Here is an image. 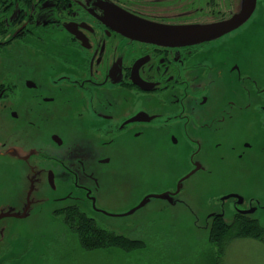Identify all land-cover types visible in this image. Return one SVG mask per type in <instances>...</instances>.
Masks as SVG:
<instances>
[{
    "label": "flooded vegetation",
    "instance_id": "1",
    "mask_svg": "<svg viewBox=\"0 0 264 264\" xmlns=\"http://www.w3.org/2000/svg\"><path fill=\"white\" fill-rule=\"evenodd\" d=\"M242 9L236 26L212 29ZM160 28L170 32L156 36ZM155 145L192 151L176 182L198 174L212 183L241 179L213 198L208 230L261 227L256 214L264 202L255 196L264 194V0H0L2 185L5 164L25 173L28 160L40 166L41 152L52 153L79 191L54 200L70 202L53 219L71 233L65 213L74 207L93 221L125 217L100 201L103 189L85 163L125 162L123 148L146 164L139 151ZM207 146L223 149L214 172L196 160ZM87 150L98 155L89 159ZM250 169L263 177L252 181ZM43 176L53 189V172ZM229 195L236 197L223 200ZM0 215H12L3 190ZM6 240L1 223L0 264H15Z\"/></svg>",
    "mask_w": 264,
    "mask_h": 264
},
{
    "label": "rangeland",
    "instance_id": "2",
    "mask_svg": "<svg viewBox=\"0 0 264 264\" xmlns=\"http://www.w3.org/2000/svg\"><path fill=\"white\" fill-rule=\"evenodd\" d=\"M239 67H242V63ZM103 150V156L109 157V153H112L109 149ZM221 151L223 149L218 148L214 153L207 146L196 156V160L206 170H211ZM120 152V158L126 157L125 162H122L125 159H114L105 165L92 161L85 163V171L94 173L99 180L103 189L100 201L108 207L107 210L126 213L147 195L173 191L177 179L188 168L192 151L182 145L173 148L155 145L139 151L144 152L142 159L146 164L138 159L135 149L122 148ZM50 155L52 153L48 151L41 152L36 160L41 163L40 166L28 160L31 168H27L25 173L20 165L5 164V184L2 185L0 181V194L2 190L5 193V213L21 216L20 219L9 217L1 221L5 224L6 241L12 247L9 256L18 259L15 264H202L206 257L213 256L215 252L208 242L205 223L206 214L216 208L213 198L222 190L241 183V179L238 182L233 177L227 180L228 176L224 180L215 177L217 183H212L204 179L203 174H198L182 183L176 198L179 202L175 205L150 199L143 207L125 217H93L98 226L115 234L142 240L146 248L139 252L142 253L140 255L129 253L126 256L117 250L112 251L119 252V255L105 250L86 253L78 248L74 235L66 230L60 220L53 219L55 209L70 203H55L54 200L67 192L77 196L79 191L72 176L55 164ZM84 155L92 159L98 154L87 150ZM212 169L214 172L217 167ZM45 170L54 174L53 189L43 176ZM249 171L252 181L263 177L261 170ZM261 184L264 186L262 179ZM255 197L264 202V194ZM78 207L83 209L80 205ZM224 208L229 209L226 205ZM256 219L263 228V240L231 241L224 250L223 264H264V210L256 214ZM227 220L229 222L230 218ZM51 238L57 239L55 244L49 242ZM41 246L44 247L43 251L37 256L35 251Z\"/></svg>",
    "mask_w": 264,
    "mask_h": 264
},
{
    "label": "trees",
    "instance_id": "3",
    "mask_svg": "<svg viewBox=\"0 0 264 264\" xmlns=\"http://www.w3.org/2000/svg\"><path fill=\"white\" fill-rule=\"evenodd\" d=\"M68 229L73 233L77 246L83 252L117 250L127 256L129 253L140 255L146 245L144 241L115 234L107 228L98 227L96 223L75 207L65 213ZM236 231L208 230V242L215 249L213 256H208L204 264H223L222 256L225 248L235 239L263 240V230L256 223L240 226ZM74 243V242H73ZM119 253V252H117ZM112 251V254H117ZM120 254V253H119ZM117 254V255H119ZM202 263V264H203Z\"/></svg>",
    "mask_w": 264,
    "mask_h": 264
},
{
    "label": "water",
    "instance_id": "4",
    "mask_svg": "<svg viewBox=\"0 0 264 264\" xmlns=\"http://www.w3.org/2000/svg\"><path fill=\"white\" fill-rule=\"evenodd\" d=\"M242 11H243V9L231 21H228L225 24H222L221 26L214 27L212 29H214L216 32H218L220 30L221 31H226V30H229L231 27L236 26V24L240 23L242 21V18H244ZM249 12H251V10ZM246 13H247V11H246ZM162 29H164V28H160L161 32L159 34H157L156 36H163V33H169L170 32L169 30H167L168 28H166L164 31ZM151 33H154V32H150V34ZM196 170H197V167H195L193 169V171H191L189 173V175H191L192 173H194ZM187 178H188V176L186 175L185 177H183L182 179H180L177 182L174 193L163 192V193L156 194V195H147L134 208L130 209L125 214H123V216L131 215L136 210L140 209L146 203H148L150 199H160V200H164L165 202H168L169 204L175 205L179 201L178 200H173V196H176L180 192L181 186H182V182L185 181V179H187ZM49 183L52 185L51 182H49ZM231 197L233 198V197H236V196L235 195H229V196H226L225 198H223V200L229 199ZM9 216H12V215H0V219L1 218H4V217H9Z\"/></svg>",
    "mask_w": 264,
    "mask_h": 264
}]
</instances>
